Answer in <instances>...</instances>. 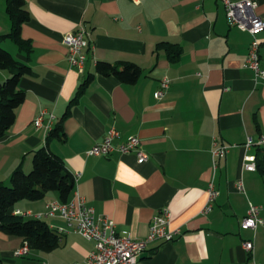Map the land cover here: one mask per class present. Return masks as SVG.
I'll return each mask as SVG.
<instances>
[{"label":"crops","instance_id":"crops-1","mask_svg":"<svg viewBox=\"0 0 264 264\" xmlns=\"http://www.w3.org/2000/svg\"><path fill=\"white\" fill-rule=\"evenodd\" d=\"M23 1L28 20L19 45L7 36L11 21L0 0V47L30 69L19 80L25 99L0 138V183L10 185L16 169L28 173L34 153L59 125L64 139L48 147L77 176L69 201L80 197L95 219L113 222L115 233L126 231L135 240L148 235L155 214L169 211L168 229L179 234L148 244L138 264H264V174L242 167L245 156H258L257 164L264 150V81L245 64L251 35L228 24L219 0ZM251 1L264 19V0ZM81 26L88 47L78 72L62 39ZM258 40L264 71V31ZM167 46L180 51L171 55ZM97 62L132 63L141 74L136 83L125 84L97 75ZM10 75L0 69V84ZM163 77L169 87L156 100ZM41 113L42 126L35 127ZM110 129L119 133L115 144L138 137L147 161L138 163L131 153L88 155ZM248 137L253 144L245 149ZM214 141L230 148L213 173ZM210 180L218 195L203 212ZM238 181L243 191L236 189ZM56 200L49 192L39 200H21L11 211L42 215L51 229L66 230L59 245L15 256L22 239L0 231L1 264L85 262L94 241L60 217L46 215L47 203ZM249 204L261 207L262 222L255 229L241 226ZM245 241L253 242L252 257L242 248Z\"/></svg>","mask_w":264,"mask_h":264},{"label":"built area","instance_id":"built-area-1","mask_svg":"<svg viewBox=\"0 0 264 264\" xmlns=\"http://www.w3.org/2000/svg\"><path fill=\"white\" fill-rule=\"evenodd\" d=\"M135 4H139L141 0H131ZM225 10L226 20L229 25L235 26L242 31L248 32L252 40L249 44L246 66L252 69L257 78L264 81V71L260 68L259 47L260 42L258 35L264 31V19L255 13L256 4L251 0H219ZM63 45L67 49V60L71 67H74L78 72H82L85 67L86 54L85 50L88 47V33L81 26L73 32H69L63 36ZM169 79L163 77L160 81L159 88L154 93V98L160 100L165 91L169 87ZM45 113H41L34 119V126L41 127ZM47 129H50V124L53 120V115L47 116ZM119 137L116 129H110L103 137L100 143L95 144L89 151L91 156H107L112 152L120 154H133L138 163L147 161L148 156L142 151L141 141L138 137L131 136L125 141L115 144L114 140ZM264 141V140H263ZM261 141V142H263ZM212 155V170H216L217 163L224 158L228 149L225 144H217L214 141ZM253 144L252 138L248 137L244 148L247 149ZM243 169L247 171L256 170V162L254 155H248L243 158ZM74 176V175H73ZM77 176H74L76 179ZM236 189L243 191L241 181L236 183ZM206 203L203 207V212H208L218 195L213 180H210L206 189ZM47 216H58L63 219L67 225L73 228L78 234L87 240L94 241V249L89 252L87 258L82 264H138L139 256L145 252L148 244L154 241L169 242L174 236L179 234L178 230L171 231L168 229L170 221V213L167 210H161L152 217L148 235L141 240L132 239L131 236L123 231L117 234L114 231L113 222L107 219H95L93 209L86 206L85 201L78 197L67 203H62L58 200L50 201L46 205ZM261 207L258 205L249 204L246 215L242 220L241 226L244 229H255L262 221L259 217ZM16 211L14 215H20ZM34 219L42 218V215H30ZM22 215V216H25ZM56 234L63 236L66 230L62 228L53 229ZM242 248L252 257L254 246L252 241L242 243ZM27 243L14 252L15 256H23L28 253ZM76 264V263H68ZM252 264H258L252 260Z\"/></svg>","mask_w":264,"mask_h":264},{"label":"trees","instance_id":"trees-1","mask_svg":"<svg viewBox=\"0 0 264 264\" xmlns=\"http://www.w3.org/2000/svg\"><path fill=\"white\" fill-rule=\"evenodd\" d=\"M6 12L11 21V32L7 35L19 45L21 25L28 20V13L23 0H5ZM1 40V38H0ZM168 47V46H167ZM171 55H177L179 48H166ZM0 69L9 70L11 75L0 84V138L3 137L15 122L16 111L25 99L19 88V80L28 74L30 69L16 61L10 53L0 47ZM97 75L113 76L125 84H134L140 77L141 70L132 63L111 65L97 62ZM62 141L64 134L58 125L52 129L45 141V146L37 150L32 159L30 172L16 169L10 178V185L0 183V231L9 236H16L27 243L30 250L49 252L55 249L61 236L41 219L25 218L12 213V206L21 200H39L49 192L55 193L57 199L68 202L75 188V179L65 167L62 159L50 151L48 145L54 140ZM257 170L264 174V150H262ZM255 158H258L256 156ZM1 264V261H0Z\"/></svg>","mask_w":264,"mask_h":264},{"label":"rangeland","instance_id":"rangeland-1","mask_svg":"<svg viewBox=\"0 0 264 264\" xmlns=\"http://www.w3.org/2000/svg\"><path fill=\"white\" fill-rule=\"evenodd\" d=\"M5 50H8V49H5ZM30 172V171H29ZM26 218H29V217H26Z\"/></svg>","mask_w":264,"mask_h":264},{"label":"water","instance_id":"water-1","mask_svg":"<svg viewBox=\"0 0 264 264\" xmlns=\"http://www.w3.org/2000/svg\"><path fill=\"white\" fill-rule=\"evenodd\" d=\"M143 255H144V254H143ZM143 255H141L140 258H141Z\"/></svg>","mask_w":264,"mask_h":264}]
</instances>
